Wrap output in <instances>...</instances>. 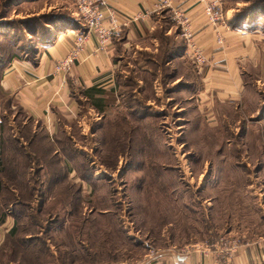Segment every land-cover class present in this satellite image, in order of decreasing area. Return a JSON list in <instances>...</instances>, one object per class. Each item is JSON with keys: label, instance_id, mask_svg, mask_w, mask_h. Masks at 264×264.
<instances>
[{"label": "rangeland", "instance_id": "1", "mask_svg": "<svg viewBox=\"0 0 264 264\" xmlns=\"http://www.w3.org/2000/svg\"><path fill=\"white\" fill-rule=\"evenodd\" d=\"M8 1L4 7L7 0H0V58L34 47L25 20H52L64 6L77 16L73 0ZM255 1L257 54L244 62L239 100L201 103L193 94L195 62L167 66L163 51H146L152 74L126 68L123 90L134 108L132 92L156 99L155 83L178 89L180 82L171 83L178 75L195 80L193 99L179 93L175 115L144 121L114 118L113 124L86 110L81 123L66 128L74 140L65 132L50 147L21 102L0 87V264H138L190 243L224 238L239 247L264 236V0ZM32 131L42 138V159L19 154L18 142L27 149Z\"/></svg>", "mask_w": 264, "mask_h": 264}, {"label": "crops", "instance_id": "2", "mask_svg": "<svg viewBox=\"0 0 264 264\" xmlns=\"http://www.w3.org/2000/svg\"><path fill=\"white\" fill-rule=\"evenodd\" d=\"M20 1L33 3V0ZM111 1L131 20L123 26L122 37L113 40L107 50L97 55L92 54L97 46V39L96 35H91L85 44V50L75 58L70 69L56 71L57 62L74 47L78 30L86 31L82 22L76 18L72 7L64 6L67 10L65 12L74 19H58L45 23L50 28V36L40 44L32 38L31 43L35 44L36 52L30 58L14 59L3 73L0 80L3 90L21 102L29 119L43 130L42 138L47 143H61L59 136L65 132L70 140H74L73 134L70 135L66 130L71 131L73 126L81 123L82 118L84 120L87 116L84 114L86 110L90 116H104L107 121L130 117H139L138 120L144 121L147 116L175 115L176 111L173 110L179 103L178 94L185 96L188 93L185 98L193 99L191 87L195 80L199 82L198 85L195 84L193 94H196V99L201 103L205 102L210 106L213 103L217 105L242 98L245 88L242 72L244 62L252 61L257 54L253 15L245 18L242 25L235 26V14L242 6L243 0H234L235 6H228L225 2L230 0H224L228 19L226 26L213 25L199 0H172L170 8L159 7L160 0ZM7 2L4 7L11 3L8 0ZM176 8L188 17L194 41L207 57L208 63L204 66L196 65L195 80L190 78V75L184 77L177 73L176 77L168 74V78L173 76L172 85L180 82V87L164 89L162 84L155 83L154 88H157L153 94L156 99H144L143 90L132 92L130 97H133L135 104L139 106L134 108L135 105L125 98L126 90H123L129 87L126 82L129 73L127 66L138 68L142 73L152 74L154 71L148 68L147 62L144 61L146 51L157 54L164 51V48L167 49L168 58L162 62L167 66H176L180 61L189 58L183 30L173 20L172 10ZM138 12L142 15L134 17ZM168 21L173 25H169ZM175 28L180 29L176 35ZM219 37L223 38L222 43L218 42ZM166 38H171L172 42L165 44L166 46L162 43V47L161 40ZM178 39L182 45H176ZM152 63L156 66L160 64L156 60ZM135 80L139 85L144 81L140 77ZM179 107L182 109L180 113L188 112L184 105ZM143 108H149V112L144 113L145 110H141ZM100 109H103V112ZM112 122L114 124L115 119ZM100 128L101 125L95 130L98 132ZM32 132L33 144L35 141L39 144L42 138H39L38 132ZM39 149L38 147V150H34L35 155L39 154V151L43 152ZM53 150L56 156L62 158L60 150L55 147ZM56 185L61 187L62 183L58 182ZM215 257L218 256L203 253L180 255L171 250L158 252L156 256L144 258L138 264H216ZM232 264H264V236L239 246L233 255Z\"/></svg>", "mask_w": 264, "mask_h": 264}, {"label": "built area", "instance_id": "3", "mask_svg": "<svg viewBox=\"0 0 264 264\" xmlns=\"http://www.w3.org/2000/svg\"><path fill=\"white\" fill-rule=\"evenodd\" d=\"M77 9V16L86 28V31L78 30L76 33L75 45L72 50L60 61L57 62L56 71L63 72L70 69L75 58L83 52L85 44L89 41L91 35H96L97 46L92 54L97 55L107 50L114 39L122 37L123 26L131 20L125 15L122 9L116 7L111 0H73ZM172 0H160L158 6L170 8ZM204 5V12L208 20L213 25L226 26L228 19L224 9V0H199ZM173 20L177 22L183 30V36L188 46L187 54L189 58L198 66H204L208 63L207 57L203 51L196 45L194 34L190 27L188 17L182 10L176 8L172 10ZM138 17L142 14L137 13ZM219 43L223 38L219 37ZM238 245L234 241L216 240V243L195 242L190 243L179 250L180 255L203 253L205 255H216V264H232L233 255L237 251ZM125 264V263H119Z\"/></svg>", "mask_w": 264, "mask_h": 264}, {"label": "trees", "instance_id": "4", "mask_svg": "<svg viewBox=\"0 0 264 264\" xmlns=\"http://www.w3.org/2000/svg\"><path fill=\"white\" fill-rule=\"evenodd\" d=\"M249 3V2H248ZM248 5H251V6H242L240 9L237 10L235 16H236V25L235 26H240L242 25V21L247 18L248 16L252 15L253 13L255 14V11L254 10L255 8H257L259 5H260V2H256L255 0H251L250 4ZM52 20H49V21H45V22H39L37 21V19H34L36 20L35 23H30V20L32 21L33 19H30V20H25V24L27 23V25H25L26 29H27V32L28 33H31L33 34L35 41H39L40 43H42L44 40H46L47 37L50 36V28L49 26H46L45 23H51L52 21L54 20H65V19H71L73 20L74 17L66 12L64 13H61V14H51L50 15ZM77 19H79V17L77 16L76 17ZM75 18V19H76ZM80 20V19H79ZM21 21H24V20H21ZM23 23V22H21ZM83 24V23H82ZM85 27V26H84ZM86 29V28H85ZM83 31V30H81ZM121 38V37H120ZM119 38H116L114 40H118ZM171 39V38H170ZM170 39H165L163 41H166V45L169 43V42H172ZM176 48V47H175ZM174 48V49H175ZM29 50V51H28ZM27 50V48H22L21 47V52H14L12 55L10 56H7L5 58H0V80L3 76V73L5 71V69H7V67H9V65L13 62L14 59H23V58H30L31 55L36 52V48H34L33 46L31 47V50L30 48ZM164 55L167 53V49L164 48ZM0 87L1 89L2 86L0 84ZM101 112H103V109H100ZM42 130V129H41ZM43 131V130H42ZM41 131V132H42ZM32 137L33 135H31V137L29 138H26V141H27V149L26 147H23L24 145L22 143H19L20 145H18V149H19V154H25V156L28 158V159H32L34 158V156H36L35 158L36 159H39L41 156H43L45 153L42 149L43 152L39 151V154H34V150L37 149L38 150V146H37V142L35 141V143L33 144V141H32ZM116 136H112V139L114 140V142L116 141ZM37 140V138H36ZM118 140V138H117ZM53 142L50 141L48 144L50 147H52V144ZM29 149V150H28ZM54 149V148H53ZM40 150V149H39ZM0 155H1V150H0ZM34 155V156H33ZM41 155V156H40ZM45 157V156H44ZM43 157V158H44ZM42 159V158H40ZM0 190H1V183H0ZM34 190H37L38 191V188H32V189H29L28 191L29 192H33ZM1 192V191H0Z\"/></svg>", "mask_w": 264, "mask_h": 264}]
</instances>
